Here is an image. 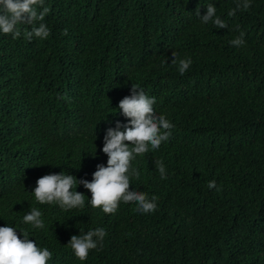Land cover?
Wrapping results in <instances>:
<instances>
[{"label": "trees", "instance_id": "1", "mask_svg": "<svg viewBox=\"0 0 264 264\" xmlns=\"http://www.w3.org/2000/svg\"><path fill=\"white\" fill-rule=\"evenodd\" d=\"M237 3L45 0L47 39L26 40L27 24L18 39L0 32V227L15 218L53 253L48 264H264V0L229 17ZM208 4L228 28L201 22ZM241 32L245 43L233 46ZM133 83L174 125L159 149L132 161L140 179L130 189L155 195L158 207L143 214L121 202L105 214L78 180L107 165L104 136L127 123L118 105ZM60 172L77 177L83 209L35 200L36 181ZM31 208L44 229L23 223ZM98 227L102 250L79 260L71 236Z\"/></svg>", "mask_w": 264, "mask_h": 264}, {"label": "clouds", "instance_id": "2", "mask_svg": "<svg viewBox=\"0 0 264 264\" xmlns=\"http://www.w3.org/2000/svg\"><path fill=\"white\" fill-rule=\"evenodd\" d=\"M251 7V0H243L237 3L235 9L229 11L228 16L236 15L238 9L247 10ZM42 8L41 11L38 9ZM50 8L45 6V0H0V32L11 34L13 39L21 37L22 32L18 25H31V30L25 29L23 36L31 41L33 37L40 40L47 39L51 30L44 23ZM197 15L201 22L213 23L216 28H228L225 20L216 15V7L207 5V12ZM38 24V26H37ZM67 35V30L64 32ZM233 46H242L244 33L230 42ZM176 54L173 53V57ZM176 61L174 60L173 63ZM192 60L180 59L178 71L183 75L191 66ZM67 99V97H61ZM155 96H149L139 85L133 83L131 95L120 100L119 113L127 118V123L116 121V127H109L104 136L102 151L107 155V165H97L91 181L87 179L78 180L79 184L90 190V204L93 208L101 209L105 214H115L121 202L135 203V211L148 214L157 210V197L151 198L144 192L131 190V179H140V171L133 166L132 161L137 156H143L151 150L160 148L162 142L169 140L171 129L174 125L164 116L158 115L154 105ZM97 148L94 153L96 154ZM156 168L161 179H166V169L161 161H155ZM77 184V177L64 172L51 173L41 176L36 181L34 188L35 200L40 204H55L61 209H83L85 206L84 193L73 190ZM208 188H216V181L208 182ZM217 191L219 189L217 188ZM42 212L37 208L25 214L22 218L24 224L31 225L36 229H44L45 223L42 219ZM4 222V221H3ZM7 226L0 227V264H48L53 253L47 248H41L36 240L29 239V232L26 229H19L14 218ZM23 233V239L18 235L17 230ZM82 235H72L68 245L75 256L85 261L90 250H102L103 241L107 235L104 228L90 229L86 233L81 228Z\"/></svg>", "mask_w": 264, "mask_h": 264}]
</instances>
